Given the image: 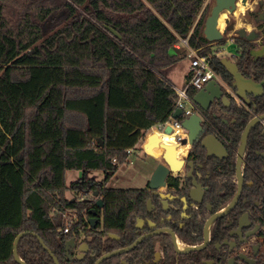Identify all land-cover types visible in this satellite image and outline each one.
Wrapping results in <instances>:
<instances>
[{"label":"trees","instance_id":"obj_1","mask_svg":"<svg viewBox=\"0 0 264 264\" xmlns=\"http://www.w3.org/2000/svg\"><path fill=\"white\" fill-rule=\"evenodd\" d=\"M206 2L0 0V264H19L14 242L23 231L37 236L20 239V257L27 264H52L39 238L48 246L57 238L60 249L58 235L70 219L65 214L79 216V231L96 205L85 197L96 191L105 228L125 226L144 194L106 182L143 134L172 119L178 94L170 74L188 57L186 50L176 51L180 37H188L233 84L214 55V45L224 39L212 42L204 33ZM245 59L239 70L252 76L254 68L249 73L242 65ZM190 78L191 72L184 86ZM188 92L194 97L197 90ZM205 115L238 148L244 111L220 100ZM230 117L235 121L227 127L222 118ZM69 170L82 175L67 185ZM91 171H102L105 182Z\"/></svg>","mask_w":264,"mask_h":264},{"label":"flooded vegetation","instance_id":"obj_2","mask_svg":"<svg viewBox=\"0 0 264 264\" xmlns=\"http://www.w3.org/2000/svg\"><path fill=\"white\" fill-rule=\"evenodd\" d=\"M239 1H235V10L225 11L236 15ZM242 1L247 7L236 16L243 25L237 26L227 15L224 33H234L228 41L236 48L230 59L238 65L244 55L245 71L254 69L252 76L242 74L262 86L257 94L247 93L246 97L238 96L234 85L226 81L235 96L222 87L230 106L235 103L246 115L238 148L231 146L212 119L202 123L203 132L193 144L189 136L174 139L171 142L187 146L188 154H178L184 163L168 174L159 189H153L150 180L144 187H132L139 190L137 197L144 194V200L130 212L124 227L105 228L103 204L99 206L96 191V198L93 194L85 197L96 199V205L85 214L79 231L75 225L81 219L75 215L68 220V232L64 229L65 234L58 235L60 249L57 238L51 246L44 242L49 250L39 238L52 264H57L56 260L59 264H264V77L260 78L264 76V0ZM241 29L243 36L237 32ZM223 39L226 44V37ZM246 48L249 52L243 54ZM218 101L215 99L210 108ZM255 117L258 121L246 136L239 162L243 135ZM222 121L232 127L235 119ZM209 135L215 136L224 151L208 154L203 140ZM154 156L160 157L158 164L165 162L161 154L154 152ZM107 254L111 255L102 259Z\"/></svg>","mask_w":264,"mask_h":264},{"label":"water","instance_id":"obj_3","mask_svg":"<svg viewBox=\"0 0 264 264\" xmlns=\"http://www.w3.org/2000/svg\"><path fill=\"white\" fill-rule=\"evenodd\" d=\"M236 0H215V5L212 7L211 13L206 19L204 33L208 40L212 42H219L224 38V32L219 28V18L222 12L225 10L233 11L236 9ZM233 26H229L232 29ZM241 36L244 35L243 29L237 31ZM249 39H254L252 36H248ZM262 50V49H261ZM256 53V51L254 52ZM221 64L232 74L234 78V87L237 89V95L246 97L247 93L257 94L256 90L261 88L262 84L255 82L254 80L245 77L239 70L236 62L232 59L223 57L221 58ZM215 99H220L226 106H230V99L224 94L222 86L215 80H211L208 84L201 90L197 91L194 95V100L205 110H209L211 103ZM183 110L178 108L173 114V118H179L182 116ZM264 117V116H262ZM258 118H254L247 126L245 133L242 138V144L239 147V162L243 155V151L246 143V136L251 130V127L255 125ZM203 120L197 114H192L191 116L184 118L182 121V126L188 130L189 141L191 144L194 143L195 138L199 137L200 133L203 132L202 127ZM164 132L173 133V128L168 126ZM177 138V136H176ZM178 139V138H177ZM157 145L163 148L162 157L165 162L160 163L156 166L153 174L150 178L151 187L153 189H159L165 183V179L171 171H177L178 168L184 163L183 159L178 158L177 147L169 144L161 143L159 136L156 132L149 135L148 139L142 146V151L147 157H152L154 155V149ZM203 145L206 147L208 154L217 155L220 150L224 151L223 145L215 138L213 135H209L204 138ZM97 194V192H96ZM99 206H102V201L98 202ZM36 235V233L23 231L17 235L14 242V257L19 264H27L18 253V243L20 239L27 234ZM41 244H44L43 239H40ZM46 247V246H45ZM47 248V247H46ZM48 249V248H47ZM49 250V249H48ZM111 254L104 255V258L109 257ZM55 258V257H54ZM56 260V258H55ZM101 261V260H100ZM56 263L59 262L56 260Z\"/></svg>","mask_w":264,"mask_h":264},{"label":"rangeland","instance_id":"obj_4","mask_svg":"<svg viewBox=\"0 0 264 264\" xmlns=\"http://www.w3.org/2000/svg\"><path fill=\"white\" fill-rule=\"evenodd\" d=\"M239 2L243 3L242 0ZM207 4L209 5V14L211 13L212 7L215 5V0H208ZM237 11V10H236ZM227 15L230 17L231 22H235L237 26L243 25V21L235 15V13L232 15L227 11ZM227 18L225 21V27L222 30L225 32V29L227 27ZM234 33L231 31L224 33V36L226 37L227 41L226 44H215L214 55H217L220 58L227 57L231 58L234 54H236V48L235 45L231 42L232 36ZM228 38L231 41H228ZM178 53H185V48L182 47L181 49H176ZM189 66V59L188 57L184 58L171 72L170 74V80L172 84L176 87L183 88L185 83V77L187 73V69ZM190 70H188L189 72ZM152 133L153 130H149ZM158 134V130H155ZM147 133L143 134L141 137L140 142L137 144L135 151L131 152L129 154L128 160L122 164L119 165L118 171L114 174V176L111 177V179L106 182V185L108 187H114V188H140L144 187L146 183L151 178L152 170L154 169L155 162L153 160L148 159L145 157V154L142 151V146L146 142ZM163 139V138H159ZM154 152H156V149H154ZM155 157L154 155L151 157ZM157 158H159L157 156ZM82 175L81 171L79 170H69L66 174V182L67 185H70L73 181L80 178ZM89 175L92 177H95L96 179L100 181H104V173L102 171H91L89 172ZM105 182V181H104ZM67 195L71 197L73 193L71 191L67 192Z\"/></svg>","mask_w":264,"mask_h":264},{"label":"built area","instance_id":"obj_5","mask_svg":"<svg viewBox=\"0 0 264 264\" xmlns=\"http://www.w3.org/2000/svg\"><path fill=\"white\" fill-rule=\"evenodd\" d=\"M176 46L177 48L184 47L186 49L188 58L190 60L191 72V78L183 88L174 86V89L178 94L176 109L181 108L183 110L182 116L185 118L191 116L192 114H197L202 118L203 122L207 121L208 118L205 115V110L194 100V97L189 94L188 89L190 87H193L197 91H199L203 89L208 84V82H210L211 80H215L233 96H235V93L230 89V87L227 86L222 77L213 68V66L211 65L210 57L201 54L198 49L190 46L188 37H180V40L176 44ZM171 118V120L152 127L149 130H153V132L155 130L165 131L168 126H171L174 132L178 130L183 131V134L176 135L179 141L187 138L189 135L188 130L182 126V121L176 120L175 118H173V116ZM149 130L146 132L147 134H149ZM149 135H147V139ZM129 152H133V149H130ZM75 215L76 213L73 211H69L65 214V216L70 219H72V217H74ZM69 226L70 223H68L67 227L65 228V232H68Z\"/></svg>","mask_w":264,"mask_h":264},{"label":"bare ground","instance_id":"obj_6","mask_svg":"<svg viewBox=\"0 0 264 264\" xmlns=\"http://www.w3.org/2000/svg\"><path fill=\"white\" fill-rule=\"evenodd\" d=\"M246 7H247V5L244 2L243 3L239 2L238 3V8H237V11H236V15H239L240 12H242L243 10H245ZM248 8H249V5H248ZM227 14L228 13L226 11H224L220 15V18H219V28L221 30H223L224 27H225V21H226V18H227ZM175 133H176L175 134V137H176L177 134H183V131L182 130H178ZM158 136H159V138H163V139H160V142L161 143L169 144V145L176 146V147L179 146L177 141L176 142H171V141H173L176 138L174 137V139H173V136L172 135L168 136L167 133H165L164 131L158 130ZM168 142H170V143H168ZM155 149H156V153L162 155L163 150H162V147L160 145H157L155 147ZM177 151H178V154L181 155V156L182 155L184 156V155L188 154L187 153V146H185V145L179 146Z\"/></svg>","mask_w":264,"mask_h":264},{"label":"crops","instance_id":"obj_7","mask_svg":"<svg viewBox=\"0 0 264 264\" xmlns=\"http://www.w3.org/2000/svg\"><path fill=\"white\" fill-rule=\"evenodd\" d=\"M182 48V47H181ZM180 48V49H181ZM186 50V49H185ZM189 59V58H188ZM188 70H190V60H189V66H188V69H187V73H186V75H188L189 74V72H188ZM165 133H167V135L168 136H170V135H172L173 136V139H174V137H175V132H173V133H168V132H165ZM147 140V139H146ZM152 159V158H151ZM159 159H160V157L159 158H157V157H153V162H155V165H154V169L152 170V174H153V171L155 170V168H156V166L158 165V162H159Z\"/></svg>","mask_w":264,"mask_h":264}]
</instances>
